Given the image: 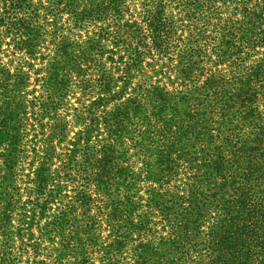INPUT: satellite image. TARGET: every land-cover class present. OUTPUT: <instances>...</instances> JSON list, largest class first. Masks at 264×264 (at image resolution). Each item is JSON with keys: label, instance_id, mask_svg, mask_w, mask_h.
Masks as SVG:
<instances>
[{"label": "trees", "instance_id": "16d2710c", "mask_svg": "<svg viewBox=\"0 0 264 264\" xmlns=\"http://www.w3.org/2000/svg\"><path fill=\"white\" fill-rule=\"evenodd\" d=\"M0 264H264V0H0Z\"/></svg>", "mask_w": 264, "mask_h": 264}]
</instances>
